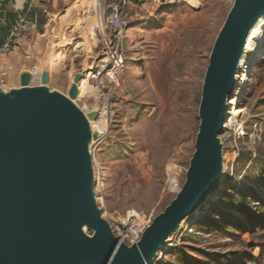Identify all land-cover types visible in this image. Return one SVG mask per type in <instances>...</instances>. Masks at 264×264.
<instances>
[{
	"label": "rangeland",
	"instance_id": "1",
	"mask_svg": "<svg viewBox=\"0 0 264 264\" xmlns=\"http://www.w3.org/2000/svg\"><path fill=\"white\" fill-rule=\"evenodd\" d=\"M144 3L129 20L127 65L109 86L106 131L91 150L99 206L150 225L185 182L210 52L234 0ZM103 10L99 0H68L57 16L46 13V27L30 40V65L49 72L51 89L68 95L77 73L91 75L92 91L74 100L85 111L97 102L90 72L100 56L95 29ZM260 54L233 94L243 112L220 134L222 189L203 214L181 222L156 264H264V40ZM83 85L88 91L86 79ZM172 174L178 192L169 186Z\"/></svg>",
	"mask_w": 264,
	"mask_h": 264
},
{
	"label": "water",
	"instance_id": "2",
	"mask_svg": "<svg viewBox=\"0 0 264 264\" xmlns=\"http://www.w3.org/2000/svg\"><path fill=\"white\" fill-rule=\"evenodd\" d=\"M263 16L264 0H234L210 52L185 182L132 245L115 236L97 201L91 144L101 133L91 121L99 112L74 102L85 73L74 76L68 95L47 85V71L38 84L24 70L19 86H0V264H153L221 186L228 99Z\"/></svg>",
	"mask_w": 264,
	"mask_h": 264
},
{
	"label": "built area",
	"instance_id": "3",
	"mask_svg": "<svg viewBox=\"0 0 264 264\" xmlns=\"http://www.w3.org/2000/svg\"><path fill=\"white\" fill-rule=\"evenodd\" d=\"M104 5L101 14V24L96 26L97 36L101 46L100 56L95 64L92 73V81L95 82L97 88L96 103L91 104L89 110H97L99 116L109 108L108 92L111 85L117 86L118 75L124 71L127 65L126 40L129 32V20L133 18V14L142 8L144 1L157 3L164 0H99ZM28 21L25 16L20 15L12 28L6 40L0 43V60L12 53L18 46L19 40L24 35ZM33 73L32 82L37 79L41 82L42 71L36 67L31 69ZM237 77V75H236ZM237 79V78H236ZM35 83V84H38ZM6 84L5 78H0V86ZM80 91V86H79ZM169 186L174 192H178V181L176 175L172 174L169 178ZM101 208V207H100ZM102 210V217L107 219L112 226L115 236L127 245H132L139 241L143 231L149 225V222L139 219L135 213H130L127 219L120 220L115 218L109 212ZM162 250V249H161ZM154 260L153 264L160 255Z\"/></svg>",
	"mask_w": 264,
	"mask_h": 264
},
{
	"label": "crops",
	"instance_id": "4",
	"mask_svg": "<svg viewBox=\"0 0 264 264\" xmlns=\"http://www.w3.org/2000/svg\"><path fill=\"white\" fill-rule=\"evenodd\" d=\"M67 1L0 0V43L6 40L10 29L20 15L25 16L28 21V26L24 35L19 40L18 46L12 53L0 60V78L6 79L4 88L19 86L20 73L33 68L28 60V55L31 52V38H33L36 30L41 33L46 27V13L51 14L53 12L57 16L60 5ZM49 3L54 11L53 9H49Z\"/></svg>",
	"mask_w": 264,
	"mask_h": 264
},
{
	"label": "bare ground",
	"instance_id": "5",
	"mask_svg": "<svg viewBox=\"0 0 264 264\" xmlns=\"http://www.w3.org/2000/svg\"><path fill=\"white\" fill-rule=\"evenodd\" d=\"M189 2H193V0H189ZM263 40H264V16L260 18V20L256 24L255 28L253 29V31L251 32V34H250V36H249V38L247 40L245 54H244V56L242 58V61H241L240 65H239V71H238L237 77H236L237 78V83L235 85V88L230 93L229 99H228V107H231L232 106V108L229 109L231 111V113L229 115L227 114V118H226V121H225V122H227L226 123V126H228L229 124H233L235 118L237 116L241 115V113L243 112V110L239 108L238 102H236L237 100H236V98L233 97V94H235L234 91H236V89H237V86L239 84L240 77L242 76L241 74L243 72H246V74L247 73L249 74V72L251 71L253 65L256 62L260 61V57H261L260 51H261V48H262V42H263ZM248 54H251L252 55V60L251 61L247 60ZM90 77H91L90 74H85L84 77H83V80L84 79L87 80V88H88V91L86 90V88L84 87V85L83 86H80V83H81L82 80L80 81L79 86H80L81 91H79V95H78V98L79 99H81L84 94L90 93L92 91V86L89 83V78ZM246 81H247V79H246ZM33 83H38V80L35 79L33 81ZM83 111L87 113L90 110L89 111L83 110ZM96 121L98 123L99 129H98L97 126L94 125V122H96ZM91 123H92L93 127L95 129L99 130L100 133H101V135H102L106 131V129H105L106 126L105 125H107V123H108L107 111L106 112L104 111L103 113H101V115L96 120H92ZM222 186H223V181L221 183L220 188L213 195H211V197L209 198V201H207L204 204V206L202 208H200L193 215H201V214H203L204 213V210H205V208H207L210 200H214V198L217 196V194L222 189ZM169 241H170V237L167 240V242L165 243V247H166V245L168 244Z\"/></svg>",
	"mask_w": 264,
	"mask_h": 264
}]
</instances>
